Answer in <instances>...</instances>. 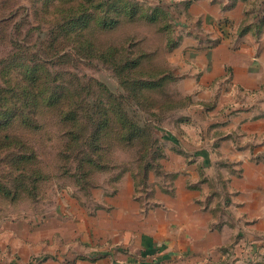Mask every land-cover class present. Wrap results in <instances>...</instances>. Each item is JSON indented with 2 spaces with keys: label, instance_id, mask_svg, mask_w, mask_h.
I'll return each mask as SVG.
<instances>
[{
  "label": "rangeland",
  "instance_id": "obj_1",
  "mask_svg": "<svg viewBox=\"0 0 264 264\" xmlns=\"http://www.w3.org/2000/svg\"><path fill=\"white\" fill-rule=\"evenodd\" d=\"M189 5L0 0V264H42L22 257L37 237L35 247L48 241L65 250L63 234L75 229L68 221L90 222L107 212L100 202L125 172L149 169L154 164L146 157L161 145L165 155L168 141L206 144L212 120L229 117L219 111L212 119L195 109L197 122L182 120L190 116L180 80L192 59L176 50L184 37L197 36L187 31L197 22ZM171 154L157 163L160 175L150 172L146 184L137 177L143 207L151 205L153 190L171 187L169 170L183 165L198 172L200 165L181 164ZM229 176L222 178L229 183ZM207 178L212 187L217 170ZM239 248L249 251L239 263L224 261L264 264V240L256 247L247 238Z\"/></svg>",
  "mask_w": 264,
  "mask_h": 264
},
{
  "label": "crops",
  "instance_id": "obj_2",
  "mask_svg": "<svg viewBox=\"0 0 264 264\" xmlns=\"http://www.w3.org/2000/svg\"><path fill=\"white\" fill-rule=\"evenodd\" d=\"M180 1L190 4L187 14L197 21L187 29L197 36L184 37L176 50L192 59L191 72L180 80L187 88L184 113L190 116L182 120L197 122L191 119L195 109L212 119L219 111L229 117L212 120L204 145L202 139L195 145L184 138L164 143L165 155L158 162L174 153L181 164L200 165V180L194 179L198 172L183 170V165L169 170L171 187L153 190L151 205L143 207L136 195L137 172H126L100 202L107 212L90 222L68 221L75 229L63 234L65 250L58 252L48 241L44 248L35 247L37 237L23 259L36 257L42 264H231L224 260L233 257L239 263L238 257L249 253L239 248L247 238L256 247L264 240V26L260 33L256 27L264 19V0ZM211 168L217 170L212 187L207 178ZM222 176H229V183ZM231 244H236L232 254Z\"/></svg>",
  "mask_w": 264,
  "mask_h": 264
},
{
  "label": "trees",
  "instance_id": "obj_3",
  "mask_svg": "<svg viewBox=\"0 0 264 264\" xmlns=\"http://www.w3.org/2000/svg\"><path fill=\"white\" fill-rule=\"evenodd\" d=\"M263 26H264V19H262L261 20V23H260V25L259 26H256L257 27V32L258 33H260V31L262 30V28H263ZM247 30V28H243L242 30H241V33H243V32H245ZM177 45V44H176ZM176 45L175 44H170V49L172 50L173 48H175L176 47ZM163 79V81L164 80H166V79H168L169 80V78L167 77V78H162ZM162 81V80H161ZM158 143V142H157ZM159 145V144H158ZM160 148H156L154 151H153V153H152V155L151 156H149V157H146V161L150 164V163H153L154 165H150L149 166V169L148 168H146V170H141V171H139L137 174H135V179H136V181H137V177L138 176H141L142 177V179H143V181H142V184H146V179H148V175H149V173L150 172H155L156 174H159V173H161V170H158L157 169V163H158V160H159V158H161L162 157V147L161 146H159ZM148 159H150V160H148ZM126 173V172H125Z\"/></svg>",
  "mask_w": 264,
  "mask_h": 264
}]
</instances>
